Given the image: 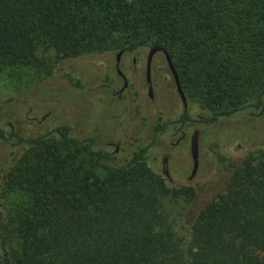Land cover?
Instances as JSON below:
<instances>
[{
  "label": "trees",
  "instance_id": "16d2710c",
  "mask_svg": "<svg viewBox=\"0 0 264 264\" xmlns=\"http://www.w3.org/2000/svg\"><path fill=\"white\" fill-rule=\"evenodd\" d=\"M115 35L163 55L177 93L209 112L201 123L262 107L264 0H0V68L34 66L47 42L92 50ZM52 133L10 135L28 147L5 175L4 264H264V152L229 164L181 228L169 204L193 192L155 175L146 147L112 165L94 138Z\"/></svg>",
  "mask_w": 264,
  "mask_h": 264
},
{
  "label": "rangeland",
  "instance_id": "374dc122",
  "mask_svg": "<svg viewBox=\"0 0 264 264\" xmlns=\"http://www.w3.org/2000/svg\"><path fill=\"white\" fill-rule=\"evenodd\" d=\"M123 43L115 35L96 49L77 51L47 42L32 50L34 66L0 68L2 220L12 199L5 175L28 147L15 137L51 138L56 127L66 126L72 138H94V148L109 154L112 165L146 147L144 163L155 175L165 170L170 187L193 192L169 204L181 228L223 190L229 164L264 152V97L261 109L201 123L209 112L177 93L163 55ZM180 97L191 121L179 119Z\"/></svg>",
  "mask_w": 264,
  "mask_h": 264
},
{
  "label": "flooded vegetation",
  "instance_id": "af4514ba",
  "mask_svg": "<svg viewBox=\"0 0 264 264\" xmlns=\"http://www.w3.org/2000/svg\"><path fill=\"white\" fill-rule=\"evenodd\" d=\"M181 98V97H180Z\"/></svg>",
  "mask_w": 264,
  "mask_h": 264
}]
</instances>
